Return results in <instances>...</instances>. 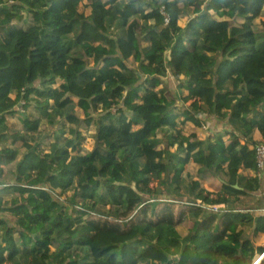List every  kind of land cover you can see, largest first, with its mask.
I'll list each match as a JSON object with an SVG mask.
<instances>
[{"label":"trees","instance_id":"1","mask_svg":"<svg viewBox=\"0 0 264 264\" xmlns=\"http://www.w3.org/2000/svg\"><path fill=\"white\" fill-rule=\"evenodd\" d=\"M263 9L0 0V264H264Z\"/></svg>","mask_w":264,"mask_h":264},{"label":"rangeland","instance_id":"2","mask_svg":"<svg viewBox=\"0 0 264 264\" xmlns=\"http://www.w3.org/2000/svg\"><path fill=\"white\" fill-rule=\"evenodd\" d=\"M125 1H128V0H125ZM89 13H90V10L86 9V14H89ZM184 21L185 20H183L181 23H184ZM255 24L257 26H259V27H263L264 26V9L262 11V14L259 17H257V19L255 20ZM92 40L95 43H100V42L104 41V39L102 37H100V36H98L96 34L92 35ZM167 81H169V83L173 84L172 81H170V80H167ZM172 88L174 89V86ZM70 112H75V113L79 114V112L76 111L75 107L72 106V105L68 106L66 108V113L69 114ZM22 128H23V125L19 121L17 116L16 117L14 116L13 118H11V119H9L7 121V132H8V135H9L10 139H12L14 134L19 133L20 131H22ZM212 128H216V129L220 130L219 126L217 124H214V123H211V122H205V124L203 125L202 128L195 127L193 124L188 123L186 125V132L187 133L195 132L200 139L204 140L206 138L207 134H209L211 132ZM91 130L93 132L94 131V127H91ZM10 139H9V142H10ZM37 142L38 141H35V143H37ZM23 154H24V149H20L19 150L18 159L16 161H14L13 163H11L10 165L5 166V169L6 170H14L16 168V165L18 164V162L22 158ZM189 168H191V169L196 168V165L195 164H190ZM261 177L263 178L262 184H263V188H264V172L261 174ZM197 178L202 182L203 186L208 191H211V192L216 191L217 185H218V183L220 181V180H217L211 173H205V174L198 175ZM71 194H72V192H67V194L65 195L64 199L65 198H69L71 196ZM263 195H264V190H263ZM180 229H181L182 232H185L184 228L181 227ZM257 240L260 242V241L263 240V238L257 237Z\"/></svg>","mask_w":264,"mask_h":264},{"label":"built area","instance_id":"3","mask_svg":"<svg viewBox=\"0 0 264 264\" xmlns=\"http://www.w3.org/2000/svg\"><path fill=\"white\" fill-rule=\"evenodd\" d=\"M24 103V102H22ZM21 110V107H18ZM257 172H264V144H260L256 148V168ZM219 211V210H216Z\"/></svg>","mask_w":264,"mask_h":264},{"label":"crops","instance_id":"4","mask_svg":"<svg viewBox=\"0 0 264 264\" xmlns=\"http://www.w3.org/2000/svg\"><path fill=\"white\" fill-rule=\"evenodd\" d=\"M257 172V171H256ZM258 174H259V176H260V178H261V182H263V178L261 177V174L263 173V172H257ZM260 242H264L263 240L262 241H260Z\"/></svg>","mask_w":264,"mask_h":264}]
</instances>
